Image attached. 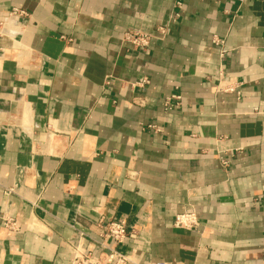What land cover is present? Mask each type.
Segmentation results:
<instances>
[{
    "label": "crops",
    "instance_id": "1",
    "mask_svg": "<svg viewBox=\"0 0 264 264\" xmlns=\"http://www.w3.org/2000/svg\"><path fill=\"white\" fill-rule=\"evenodd\" d=\"M14 8L28 16L0 25V264H72L100 243L131 264H264V0H0ZM188 210L199 230H176ZM109 221L134 231L119 247Z\"/></svg>",
    "mask_w": 264,
    "mask_h": 264
},
{
    "label": "built area",
    "instance_id": "2",
    "mask_svg": "<svg viewBox=\"0 0 264 264\" xmlns=\"http://www.w3.org/2000/svg\"><path fill=\"white\" fill-rule=\"evenodd\" d=\"M230 3L242 4L244 0H227ZM28 13L24 10L14 8L5 16H0V25H3L6 20L16 17H26ZM160 34H165V27L158 29ZM152 36L149 33H145L139 30H129L125 34V41L131 43L135 48H148L151 44ZM217 43V41H216ZM225 53V51L223 52ZM226 93H236L235 87H228L224 90ZM240 95V93H237ZM181 96L174 95L167 100L168 107H171L173 101H180ZM224 165H227L226 160L223 161ZM4 224L6 229L11 232L18 231V226L14 219L5 218ZM101 228V237L111 239L117 247L122 245L127 238L134 232L125 221H109L101 222L99 224ZM173 226L176 230L194 232L199 230L201 226L200 219L197 213L193 210L185 211L176 216ZM103 250L99 254L93 252H84L81 249H75L73 252L72 264H131L129 256L124 255L117 248H109L104 243H100Z\"/></svg>",
    "mask_w": 264,
    "mask_h": 264
}]
</instances>
